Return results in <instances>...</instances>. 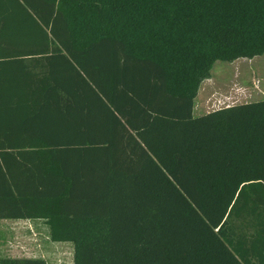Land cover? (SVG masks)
Returning a JSON list of instances; mask_svg holds the SVG:
<instances>
[{"label": "trees", "instance_id": "trees-1", "mask_svg": "<svg viewBox=\"0 0 264 264\" xmlns=\"http://www.w3.org/2000/svg\"><path fill=\"white\" fill-rule=\"evenodd\" d=\"M263 51L264 0H0V218L71 264H264V96L191 113Z\"/></svg>", "mask_w": 264, "mask_h": 264}, {"label": "rangeland", "instance_id": "rangeland-1", "mask_svg": "<svg viewBox=\"0 0 264 264\" xmlns=\"http://www.w3.org/2000/svg\"><path fill=\"white\" fill-rule=\"evenodd\" d=\"M194 96L193 101L197 109L204 98L208 103L207 108H213L263 97L264 51L252 57L214 60L211 62L207 76L198 82ZM191 110L192 114L199 113L193 107ZM28 223L29 226L26 225V255H35L36 247L39 245L42 252L46 253L44 259L47 264H54L57 258L60 264L71 263L68 258V248L64 245H69L71 250L69 241L48 239L47 227L41 221L32 220ZM56 250L61 253L60 257L55 256Z\"/></svg>", "mask_w": 264, "mask_h": 264}, {"label": "crops", "instance_id": "crops-1", "mask_svg": "<svg viewBox=\"0 0 264 264\" xmlns=\"http://www.w3.org/2000/svg\"><path fill=\"white\" fill-rule=\"evenodd\" d=\"M195 95V93H194ZM194 97H192V104L191 108L196 109L199 111V113L205 112L209 109L213 108H207V102L204 98L203 101L199 104V107L194 105ZM204 110V111H202ZM192 111V110H191ZM202 111V112H200ZM192 113V112H191ZM197 113V114H199ZM195 115V114H194ZM41 221L42 224L45 225V223L40 218H0V256H7V257H26V256H34V257H41L44 260V263H46L44 257L46 253L42 252V249L39 248V245L36 247V254L35 255H26V225L29 226L28 221ZM47 230V229H46ZM241 230L248 231L249 228L245 229L242 228ZM48 238V237H47ZM253 240L251 239V236L246 233L244 234H234L232 241L234 242V245L238 248L239 251H244L245 247L250 248L249 241ZM65 247L68 248V258H70L69 261H71V250H69V245L64 244ZM35 249V248H34ZM56 250L55 256L60 257L61 253ZM54 264H60L59 259L57 258V261L54 262ZM71 264V263H70Z\"/></svg>", "mask_w": 264, "mask_h": 264}]
</instances>
